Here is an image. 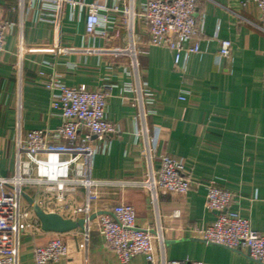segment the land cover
Masks as SVG:
<instances>
[{
  "label": "crops",
  "instance_id": "0c3cea01",
  "mask_svg": "<svg viewBox=\"0 0 264 264\" xmlns=\"http://www.w3.org/2000/svg\"><path fill=\"white\" fill-rule=\"evenodd\" d=\"M42 1L0 0V20L12 23L0 51V175L16 171L20 129L25 133L61 124L60 111L52 105L53 92L45 86L51 78L108 92L106 115L118 130L105 140L93 136L97 148L88 159L86 149L70 151L71 156H79L72 158L71 174L104 182L140 180L147 174L146 140L138 135L144 121L134 90L136 71L130 55L110 53L111 48L129 47L133 39L145 124L149 137L157 139L153 167H159L162 155H171L183 161L200 184L184 195H159L156 203L146 187H79L70 196V208L57 213L73 219L76 207L87 206L93 215L65 232L44 230L34 209H27L31 203L24 196L22 211L27 209L28 215L22 218L14 242L16 264H35L34 249L56 235L68 252L51 264H121L100 235L97 220L101 211L117 203L134 207L139 226L155 228L159 221L168 259L259 264L244 253L206 243L193 234L195 227L216 219L217 212L205 205L206 183L211 180L232 193L230 207L264 234V32L252 0H199L201 50L183 56V73L175 68L173 51L147 44L143 18L135 16L133 32L126 28L123 16L113 9L117 0H102L105 8L100 13L108 20L106 36L88 35L87 11L79 13L70 6L63 7L57 30ZM143 3L136 0V13ZM20 33L21 58L17 52ZM220 39L232 41L230 57L219 56ZM35 167L28 166L32 171ZM35 189L27 187L25 194L31 197ZM160 253L157 244V256ZM132 264H145L144 257L138 256Z\"/></svg>",
  "mask_w": 264,
  "mask_h": 264
},
{
  "label": "built area",
  "instance_id": "2783aa9c",
  "mask_svg": "<svg viewBox=\"0 0 264 264\" xmlns=\"http://www.w3.org/2000/svg\"><path fill=\"white\" fill-rule=\"evenodd\" d=\"M24 1V0H23ZM49 1L50 4L47 2ZM139 13L135 12L136 0H117L113 9L123 16L126 28L133 32L136 15L144 19L148 27L147 44L166 47L174 53L175 68L184 72L181 64L183 56L200 52V28L197 23L199 0H143ZM44 7L50 13V22L60 31L61 11L70 6L79 13L87 11L86 32L90 36L107 35V18L100 10L105 8L102 0L86 2L84 0H43ZM256 5L260 29L264 32V0H252ZM245 4V3H244ZM12 23L0 20V51L3 48ZM103 28V29H102ZM18 55L24 50L22 33L19 34ZM136 46L131 39L129 47H115L110 53L116 57L130 55L131 65L136 71V102L141 109L143 127L138 132L146 140L145 155L149 163L147 174L134 181H102L85 175H72L70 151L86 149V158L96 151L92 137L105 140L108 135L117 134L116 125L106 115L109 93L104 89L92 90L85 85L68 86L59 79L45 81L52 90V105L60 111L62 122L54 129H31L17 136V168L10 176L0 175V264H16L14 242L23 226L22 218L33 210L32 204L22 211V200L26 188L35 186L31 199L45 212L57 213V210L70 208V196L75 195L79 187L109 185H130L146 187L156 203L159 195H184L200 180L185 169V163L171 155L160 158L158 168L153 167L156 138L149 137L145 124L143 89L140 85ZM232 41L220 39L219 56L230 57ZM184 98V97H183ZM69 157L63 158V155ZM77 157V158H76ZM33 163L32 171L28 168ZM76 166V165H75ZM205 205L216 211V219L208 224L195 227L193 234L200 240L244 253L248 258L264 264V234L254 230L249 219L230 207L233 195L215 181L206 183ZM87 206L76 207L73 220H89L93 215ZM59 214V213H58ZM178 214L177 212L175 213ZM60 215V214H59ZM99 233L106 245L118 256L121 264H132L138 257H144L145 264H209L194 259H168L163 251L164 236L162 227L139 226L132 205L117 203L101 211L98 215ZM157 244L161 253L157 256ZM68 248L60 236H55L47 244L34 249L35 264H51L67 255Z\"/></svg>",
  "mask_w": 264,
  "mask_h": 264
},
{
  "label": "water",
  "instance_id": "95a60500",
  "mask_svg": "<svg viewBox=\"0 0 264 264\" xmlns=\"http://www.w3.org/2000/svg\"><path fill=\"white\" fill-rule=\"evenodd\" d=\"M30 201L42 224V228L46 231L65 232L70 231L83 224L82 221H75L71 218H65L58 213L45 212L38 204H36L30 196L25 194Z\"/></svg>",
  "mask_w": 264,
  "mask_h": 264
}]
</instances>
